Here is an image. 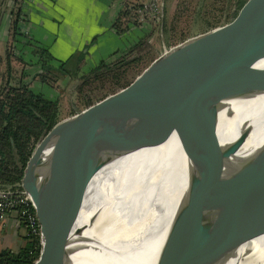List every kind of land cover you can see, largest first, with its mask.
Instances as JSON below:
<instances>
[{"label": "water", "instance_id": "1", "mask_svg": "<svg viewBox=\"0 0 264 264\" xmlns=\"http://www.w3.org/2000/svg\"><path fill=\"white\" fill-rule=\"evenodd\" d=\"M251 1L232 2L219 20L167 46L126 85L56 118L39 134L19 178L38 223L39 250L32 264H75L80 248L87 249L82 264H226L247 257L264 233V142L242 157L232 156L251 129L247 123L231 141L218 133L196 149L190 141L181 145L186 163L180 164L177 181V175L173 180L175 193L166 200L146 251L120 245L118 238L114 247H95L92 241L103 235L112 215L104 217L95 210L82 223V210L97 170L111 157L133 150L121 144L131 140L160 106L176 99L178 90L166 86L165 80L181 68L194 47L248 71L238 80L241 99L264 93V40L237 50L216 39ZM222 81L231 85L227 77ZM210 121L199 118L205 126L211 127ZM85 228L89 236L83 234ZM123 230L128 236L133 232L122 228L118 236Z\"/></svg>", "mask_w": 264, "mask_h": 264}, {"label": "bare ground", "instance_id": "2", "mask_svg": "<svg viewBox=\"0 0 264 264\" xmlns=\"http://www.w3.org/2000/svg\"><path fill=\"white\" fill-rule=\"evenodd\" d=\"M216 39L237 50L260 44L264 40V0H254L233 26L216 34ZM243 73L248 71L201 50L191 63L182 64L168 75L165 84L178 90L176 99L160 106L131 140L121 144L122 148L133 150L111 157L87 186L82 223L95 210L104 217L112 215L103 235L92 241L95 247H114L118 238L120 245L148 249L164 215L166 200L175 193L174 178L177 175V181L180 164L186 163L182 144L190 141L196 149L218 133L231 141L242 123L251 129L233 157H242L264 142V93L247 99L238 97L242 86L238 80ZM226 77L234 88L221 84ZM218 92L221 96H217ZM207 117L211 127L199 123V118ZM116 224L122 227L116 230ZM122 228L133 232L128 236L123 230L118 236ZM83 234L89 236L90 229L85 228ZM251 249L247 257L226 264H264V233ZM86 250L80 248L75 264L84 262Z\"/></svg>", "mask_w": 264, "mask_h": 264}, {"label": "trees", "instance_id": "3", "mask_svg": "<svg viewBox=\"0 0 264 264\" xmlns=\"http://www.w3.org/2000/svg\"><path fill=\"white\" fill-rule=\"evenodd\" d=\"M215 1L221 3L222 8L223 3H232L236 0H212ZM20 2L21 0H13L9 9L10 42L6 43L0 55V185L9 186L11 189L18 188L25 161L39 134L49 127L59 114L58 98L34 92L24 79L21 52L14 50L12 44V40L16 42L20 37L18 31L21 18ZM127 18L132 20V24L138 22L134 18L132 8L124 4L112 22L117 32L125 30ZM144 35L133 42L126 54L121 53L112 62L101 60L84 72L77 68L73 70L67 68L64 61H58L56 66L49 64L46 61L53 56L46 48L36 46L33 52L37 54L41 66L36 76L40 81L52 84L59 74L68 75L76 80L73 85L74 91L84 95V102L87 105L92 102L89 92H92L95 101L118 90L135 76L133 70L142 61L144 54L147 56V62L156 55L153 51L148 52L151 45ZM53 68L56 70L54 73L51 71ZM99 86L104 90H99ZM38 250V235L26 230L23 245L16 250L0 251V262L32 264Z\"/></svg>", "mask_w": 264, "mask_h": 264}, {"label": "crops", "instance_id": "4", "mask_svg": "<svg viewBox=\"0 0 264 264\" xmlns=\"http://www.w3.org/2000/svg\"><path fill=\"white\" fill-rule=\"evenodd\" d=\"M134 1L21 0L18 26L20 37L16 42L12 40V44L16 51L21 52L24 79L28 86L31 88L32 83L39 81L36 73L41 70L40 61L33 52L36 46L46 48L53 56L46 62L53 65L58 61L71 62L72 68L76 66L80 72L88 70H83L85 64H92L91 68L101 60L107 61L120 54L126 44L132 40L131 43L134 42L132 34L136 27L130 24L127 29L117 32L112 22L124 3ZM12 4L13 0H0V55L6 43L10 42L9 9ZM58 77L62 83L72 79L62 74ZM59 81L57 83L63 85ZM47 85L57 94L53 85ZM1 188L4 187L0 185ZM25 233L26 229L16 212L11 211L0 219V251L16 250L22 246Z\"/></svg>", "mask_w": 264, "mask_h": 264}, {"label": "rangeland", "instance_id": "5", "mask_svg": "<svg viewBox=\"0 0 264 264\" xmlns=\"http://www.w3.org/2000/svg\"><path fill=\"white\" fill-rule=\"evenodd\" d=\"M146 1L149 0H137L134 2L137 4L138 2ZM253 1L254 0H252L249 5ZM155 3L157 6V11L154 16L146 15V17L144 16L141 20H138L137 23H133L136 29L132 36L134 41H136L138 36L141 37L142 35L146 34V36H144L147 39L149 45H151V49H149L148 52L153 51L156 53V55L161 53L165 48H167V46L180 41L189 35L197 33L210 24L216 22L220 19L224 10H226V8L231 5L230 2L223 3L221 8V3L217 1L212 2V0H155ZM131 21V19H126L127 24L125 23V29L129 27ZM131 42L125 45L120 54H123V52L126 54L128 52L130 46L133 44ZM15 49L16 47L14 50ZM201 50L202 49L200 47L193 48V51L184 58L180 65L191 63L199 55ZM120 54H118L113 59L107 60L106 62H112ZM147 61V56L144 54L142 61H140L133 70L134 75H136V73H138L148 63ZM71 64V62L65 63V66L71 70L75 69L76 66L74 65L75 68H72ZM56 65L57 64L53 66ZM91 65L85 64L83 66V70L89 69ZM51 71L54 73L56 70L53 68ZM58 81L59 77H57V79L52 84L50 83V85L54 86L57 94H55L54 89L52 87L50 88L46 82L40 80L32 83L31 89L36 93L40 92L43 96L58 98V117L68 115L85 106L84 95L78 94L76 91H74L73 85L76 80L71 79L65 83L59 81L63 85L57 83ZM99 90L103 91L104 88L100 87ZM88 94L91 97L90 101H94L95 98L92 96V92H89Z\"/></svg>", "mask_w": 264, "mask_h": 264}, {"label": "built area", "instance_id": "6", "mask_svg": "<svg viewBox=\"0 0 264 264\" xmlns=\"http://www.w3.org/2000/svg\"><path fill=\"white\" fill-rule=\"evenodd\" d=\"M127 5L132 8L134 18H138L137 20H141L146 15L154 16L157 11L155 0L138 2L137 4L132 2ZM13 210L25 229L32 234L38 235V223L32 202L29 195L21 188L19 182L18 188L11 189L9 186H5L0 189V219H3Z\"/></svg>", "mask_w": 264, "mask_h": 264}]
</instances>
